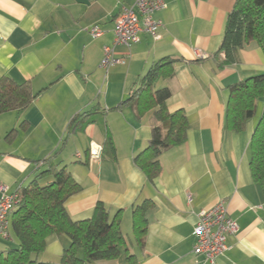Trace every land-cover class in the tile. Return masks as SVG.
<instances>
[{"label":"crops","instance_id":"1","mask_svg":"<svg viewBox=\"0 0 264 264\" xmlns=\"http://www.w3.org/2000/svg\"><path fill=\"white\" fill-rule=\"evenodd\" d=\"M134 1L0 0V78L43 89L27 109L0 115V186L18 191L50 158L81 186L66 203L73 220L91 218L100 201L111 216L122 210V231L133 237L132 207L151 200L143 245L128 242L133 260L123 251L117 259L87 264H213L193 252V230L198 213L221 200L239 231L228 237L230 249L215 264H264V193L250 170L257 119L240 131L227 124L229 87L264 73V53L250 42L236 63L219 66L224 55L215 53L236 0H165L167 7L155 14L161 37L141 32L139 42L117 45L116 56L125 62L104 68L114 18L121 5ZM95 24L104 30L98 37L88 30ZM199 50L208 57L198 56ZM164 57L173 59L174 74L159 79L155 89H171L167 108L182 109L189 128L183 144L160 155V173L150 181L134 158L149 145L156 108L150 101L139 115L124 101ZM262 109L259 101L260 115ZM108 137L114 150L105 146ZM92 141L105 147L98 160H89ZM12 238L0 234V253ZM69 243L67 235L52 234L36 257L60 264Z\"/></svg>","mask_w":264,"mask_h":264},{"label":"trees","instance_id":"2","mask_svg":"<svg viewBox=\"0 0 264 264\" xmlns=\"http://www.w3.org/2000/svg\"><path fill=\"white\" fill-rule=\"evenodd\" d=\"M250 42H255L264 53V0H236L228 14L221 45L215 53V57L224 55L219 66L236 63L239 51ZM173 63L170 57L155 62L139 79L138 88L124 101L132 103L139 115L150 101L156 108L154 115L157 123L153 126L149 145L134 158L150 181L160 173V155L183 144L189 128L182 109L170 113L167 108L171 89L168 86L155 89L159 79L173 76ZM229 89L227 124L235 131L245 128L256 115L258 102L263 101L262 113L250 142V170L264 193V73L238 81ZM42 91H34L29 81L17 82L8 76L1 77L0 115L27 109ZM14 133L15 129L9 131L7 139ZM105 146L114 150L110 137ZM104 148L103 145V151ZM45 162V168L16 191L19 203L10 218V236L14 235L16 246L0 253V264H51L38 260L36 255L45 250L47 238L52 234L67 235L70 239L60 257V264L113 260L123 251L132 261L134 255L128 253V240L121 228L122 210L111 216L106 205L99 201L91 218L73 220L66 203L81 190V186L65 165L54 163L50 158ZM151 206V200H145L132 207L133 234L139 245L144 243L148 223L146 213Z\"/></svg>","mask_w":264,"mask_h":264},{"label":"built area","instance_id":"3","mask_svg":"<svg viewBox=\"0 0 264 264\" xmlns=\"http://www.w3.org/2000/svg\"><path fill=\"white\" fill-rule=\"evenodd\" d=\"M167 7L165 0H135L132 4L120 6L114 21V45L104 47L102 67L108 68L117 63H124V58L117 57L115 47L117 45L130 46L139 42L140 33L145 32L154 39L161 37L162 21L155 17L156 12ZM93 37L103 34L104 30L98 24L88 28ZM198 56L207 58L203 51H198ZM89 160H98L103 154V145L90 142ZM81 158V153H76ZM19 203V195L10 192L6 185L0 186V234L10 237L11 215ZM239 225L227 209L224 200L210 208L202 209L198 213L194 226L193 236L195 243L193 252L204 257L205 261L215 264L216 260L230 249L227 239L230 235L238 233Z\"/></svg>","mask_w":264,"mask_h":264},{"label":"rangeland","instance_id":"4","mask_svg":"<svg viewBox=\"0 0 264 264\" xmlns=\"http://www.w3.org/2000/svg\"><path fill=\"white\" fill-rule=\"evenodd\" d=\"M260 101H262V100H260ZM261 103V102H260ZM262 106H260V108H261ZM261 110V109H260ZM259 115H260V111L258 110L257 112H256V117L254 116V119H257V121H258V118H259ZM128 231H129V229H128ZM127 231V232H128ZM126 232V237H127V240H128V242H134L135 241V238L132 236V232H130L129 231V233H127ZM12 239L10 240V239H8V240H10L11 242H10V247H14V246H16V240H15V237H14V235H12Z\"/></svg>","mask_w":264,"mask_h":264}]
</instances>
